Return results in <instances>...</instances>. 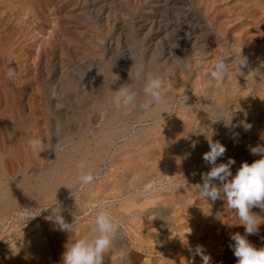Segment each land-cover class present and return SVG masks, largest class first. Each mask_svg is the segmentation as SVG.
I'll use <instances>...</instances> for the list:
<instances>
[{"label": "rangeland", "instance_id": "rangeland-1", "mask_svg": "<svg viewBox=\"0 0 264 264\" xmlns=\"http://www.w3.org/2000/svg\"><path fill=\"white\" fill-rule=\"evenodd\" d=\"M221 55L229 73L216 81L209 74ZM241 55L247 63L239 68ZM113 70L114 85L108 77ZM135 76L143 100L147 80H162V105L148 111L138 103L115 107L120 87L137 94ZM225 113L232 115L228 127L218 120ZM209 138L226 147L217 163L235 160L233 174L242 162L259 158L249 147L264 144V0H0V200H9L0 211L5 264H12L10 245L21 250L38 239L50 243L60 264L61 231L45 209L58 203L75 231L90 227L97 205L106 208L135 264H179L180 256L191 258L184 243L193 239L203 241L212 264H236L230 233L243 234V226L227 228L234 213L197 191L210 170L203 159ZM30 139L41 140L45 150L32 151ZM81 160L96 177L83 190L76 180ZM144 161L143 177L132 178ZM112 178L116 186L101 191ZM23 184L45 188L8 199L5 191ZM91 189L95 198L85 201L83 192ZM164 196L181 218L165 231L150 228L157 240L142 243L130 221L140 208L126 212L122 206L133 198ZM180 224L182 229L172 230ZM248 239L264 246V224ZM194 260L201 264L200 256ZM105 264L112 262L107 258Z\"/></svg>", "mask_w": 264, "mask_h": 264}, {"label": "clouds", "instance_id": "clouds-1", "mask_svg": "<svg viewBox=\"0 0 264 264\" xmlns=\"http://www.w3.org/2000/svg\"><path fill=\"white\" fill-rule=\"evenodd\" d=\"M246 63V59L242 56L238 67ZM228 73V64L221 55L217 58L209 75L213 80L218 81L226 79ZM7 76L12 79L15 73L9 70ZM162 87L163 83L159 77L149 78L143 88L145 98L139 107L148 111L154 105L162 104L164 102L161 94ZM136 100V94L127 87H120L113 97V103L118 110L134 104ZM231 118L232 115L225 113L218 120H223L228 127ZM250 127L251 125H245L246 130ZM209 144L210 151L204 153L203 159L210 165V170L202 174L203 183L197 191L203 200L211 204L217 200L223 201L227 209L234 213L228 222L224 223L227 228L243 226V234L239 231L230 233L232 242L229 248L236 257V264H264V246L257 247L248 239L249 236L258 234L260 226L264 224V215L252 211L255 207L264 213V144L249 147L250 154L259 158L251 163L242 162L235 174L232 172V165L235 164L233 158H229L226 163H217V160L225 155L226 147L219 142H213L210 138ZM28 146L32 151L45 150L43 142L39 139H30ZM77 168L79 170L78 184L83 190L85 186L91 185L96 177L91 171H85L86 162L83 160L78 163ZM182 186L179 185L178 188ZM97 207L100 210L96 213L88 234L75 240H68L61 254L60 264H105V259L114 248L116 235L121 228L106 208L99 205ZM45 209H51L47 219L57 225L60 231L70 234L75 232L72 223L64 220L59 203L58 207L57 204H53ZM184 244L187 245V243ZM188 251L191 253V258L187 264H194V257L197 255L201 258V264H212L211 257L203 246L198 245L194 250L189 246ZM112 264H125V255L116 257Z\"/></svg>", "mask_w": 264, "mask_h": 264}, {"label": "bare ground", "instance_id": "bare-ground-1", "mask_svg": "<svg viewBox=\"0 0 264 264\" xmlns=\"http://www.w3.org/2000/svg\"><path fill=\"white\" fill-rule=\"evenodd\" d=\"M49 26V25H48ZM157 71V70H156ZM162 73V72H161ZM138 75V74H137ZM108 77H110V82L113 83V85L115 84V79H117L116 77V70L110 71ZM139 77L135 76L133 79V83H134V88L137 91L136 97V104H140L143 101V96L141 95V93H139V88H140V82H139ZM90 82V81H89ZM92 82V81H91ZM94 83V82H93ZM112 85V84H111ZM93 86V85H92ZM142 86V85H141ZM94 88V87H93ZM110 90V89H109ZM109 92V91H108ZM142 92V91H141ZM110 94V92H109ZM134 103V104H135ZM135 104V105H136ZM162 105V104H161ZM232 123V122H231ZM172 128V127H171ZM140 135V133H139ZM139 135H136L139 137ZM136 138V137H135ZM138 144V143H137ZM136 144V146H137ZM79 149V148H78ZM100 157V156H99ZM96 157L95 160L96 162L99 161L98 158ZM138 157V156H137ZM140 157V156H139ZM171 159V157H170ZM95 162V161H94ZM206 163V162H205ZM75 164V163H74ZM73 165V164H72ZM90 165V163L88 164ZM93 166V164H92ZM91 166V167H92ZM146 166H145V161L144 163L140 164L134 174L132 178H140L139 174L141 175L143 172L145 173L146 171ZM71 169V168H70ZM68 169V170H70ZM73 169V168H72ZM169 169V168H168ZM75 170V169H74ZM89 170V169H88ZM65 172V171H64ZM71 172V171H70ZM69 172V173H70ZM74 172V171H73ZM61 174V173H60ZM63 174V173H62ZM64 175V174H63ZM62 175V176H63ZM77 175V172H76ZM26 176V175H25ZM24 176V177H25ZM61 176V177H62ZM68 176V175H67ZM23 177V176H22ZM60 177V176H59ZM141 177H143L141 175ZM76 178V177H75ZM73 180V179H72ZM77 180V179H76ZM137 180V179H136ZM18 181V180H17ZM45 183V182H44ZM110 183L113 187L116 186L117 181L114 180L112 178V180L110 182L107 183V181H104L99 187L101 188V191H105L109 186ZM49 184V183H48ZM33 186V185H32ZM27 186V185H20L19 188L17 189V191L14 190H7L5 191V193L7 195H9L10 197L8 199H17L18 200H22L27 196V193L30 191H35V192H42L44 191V184H39V185H34L32 187ZM50 189V188H49ZM4 190V189H3ZM2 190V191H3ZM0 191V192H2ZM47 191V189H46ZM45 191V192H46ZM53 191V190H52ZM44 192V193H45ZM4 193V191H3ZM43 193V192H42ZM38 194V193H37ZM54 194V193H53ZM93 191L91 190H86L83 192V199L85 201H91V199L94 197L92 196ZM6 195V196H7ZM42 196V195H41ZM177 200L179 202L183 201V197L179 194L176 195ZM95 198V197H94ZM93 198V199H94ZM97 198V197H96ZM26 199V198H25ZM9 200L5 201V200H0V211L4 210L7 206V202ZM15 201V202H16ZM172 199L169 198L168 196H164L163 198H147L144 200L141 199H137V198H133L131 199V203H126L124 204V206H122V208L124 209V211H130V212H134L132 211V208L136 209V208H140L138 210L137 213H135L136 215L134 217L130 218L131 221V227L134 231V233L137 235V238L140 242H148V238H152L154 241H156L157 236L156 234L152 233L149 234L148 230L150 228H153L154 226L158 227V229H160L161 231H165L167 230V228L169 227V223L171 220L174 219H178L181 218V215L177 210H171L170 209V205L172 204ZM11 202V201H10ZM25 202V200H24ZM13 203V202H12ZM10 204V203H9ZM9 210V209H8ZM186 215H191V211L189 209H185L184 210ZM150 216L149 217V221H145V217ZM187 218V217H186ZM85 226H80L78 230H76L74 233H68L66 231H61V233L58 235V245L60 246V249L63 251L65 250V245L68 242V240H75L80 238L81 236H84V232L86 231L87 233L90 230V227L87 226L85 228H83ZM184 226L183 224L179 225L178 227H173L172 230H179L182 229ZM150 231V230H149ZM192 233L197 234L196 231V227L193 229H191ZM201 232V231H199ZM198 232V234H199ZM133 235V234H132ZM40 237V236H39ZM122 237V236H121ZM120 237L119 232L116 235L115 241H114V248L111 250V252L108 254V256L106 257V259H110V262L114 261L116 259L115 255L117 254L118 256H120L121 254L125 255V264H135V260L133 258V256L130 254L128 255L127 253V249L128 247L122 242ZM168 235L165 237L166 240H168L170 242V240L168 239ZM41 238V237H40ZM35 239V238H34ZM200 240V239H199ZM196 239H193L191 241V243L189 245H185V247H191L193 250L196 248V246L200 245L202 246V243ZM35 241V240H34ZM47 241V240H46ZM50 241V240H49ZM30 242V241H29ZM24 243L20 245V249H18L17 247H15L14 245H10L8 248V250L6 251V254H8V259L11 261L12 264H55V258L52 255V251H51V245L49 242H45L42 241L41 239L36 240V242H34V244L32 242L30 243ZM22 243V242H21ZM11 244V243H10ZM20 244V243H19ZM36 245V246H35ZM206 245V244H205ZM204 248V247H203ZM53 249V248H52ZM59 251V250H58ZM55 253V252H53ZM172 254H174V252H171ZM117 256V257H118ZM198 256V255H197ZM56 257V256H55ZM57 258V257H56ZM187 257L184 256H180V263L179 264H185L186 261H188L190 259L187 260ZM61 259V257H60ZM59 259V260H60ZM195 261V260H194ZM6 262V261H5ZM4 261H2L0 259V264H5ZM9 262V261H8ZM60 263V262H59Z\"/></svg>", "mask_w": 264, "mask_h": 264}]
</instances>
